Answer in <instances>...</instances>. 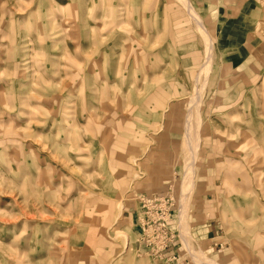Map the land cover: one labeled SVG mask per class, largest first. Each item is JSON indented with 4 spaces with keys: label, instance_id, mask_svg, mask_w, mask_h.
<instances>
[{
    "label": "rangeland",
    "instance_id": "374dc122",
    "mask_svg": "<svg viewBox=\"0 0 264 264\" xmlns=\"http://www.w3.org/2000/svg\"><path fill=\"white\" fill-rule=\"evenodd\" d=\"M190 2L0 0V264H264V0Z\"/></svg>",
    "mask_w": 264,
    "mask_h": 264
},
{
    "label": "bare ground",
    "instance_id": "6f19581e",
    "mask_svg": "<svg viewBox=\"0 0 264 264\" xmlns=\"http://www.w3.org/2000/svg\"><path fill=\"white\" fill-rule=\"evenodd\" d=\"M188 5V7H189V9L193 12V9L191 8V6L189 5V4H187ZM194 13V15L193 16H195V17H197V24H198V26H200V28L202 29V34H203V36L205 37V39H206V41H207V44H208V48H207V50H206V60H205V66L207 67L208 66V68H209V66L211 65V63H212V55L213 54H211L212 53V49H213V47H212V40H211V38H209L208 37V35H207V33H206V31H205V29H204V26H203V22L198 18V16L195 14V12H193ZM203 37V38H204ZM205 41V40H204ZM204 66V65H203ZM202 72V71H201ZM201 72H200V74H201ZM203 73V72H202ZM199 74V75H200ZM198 75V76H199ZM208 76H209V74H208ZM204 77V76H203ZM200 78H201V76H200ZM197 80V79H196ZM202 83V82H201ZM200 85V84H199ZM202 85H203V83H202ZM198 87V86H197ZM206 87V86H205ZM205 87H204V89H205ZM195 89H196V87H195ZM199 92L200 91H197L196 90V94L199 96ZM188 136H189V134H190V128H191V122H189L188 123ZM208 264V263H207Z\"/></svg>",
    "mask_w": 264,
    "mask_h": 264
},
{
    "label": "crops",
    "instance_id": "0c3cea01",
    "mask_svg": "<svg viewBox=\"0 0 264 264\" xmlns=\"http://www.w3.org/2000/svg\"><path fill=\"white\" fill-rule=\"evenodd\" d=\"M206 228H207V238L209 239V241H211V243L213 242L214 244L219 243L220 241H217V240L220 238V236L215 231L217 227H215L213 223H209V225H206Z\"/></svg>",
    "mask_w": 264,
    "mask_h": 264
},
{
    "label": "built area",
    "instance_id": "2783aa9c",
    "mask_svg": "<svg viewBox=\"0 0 264 264\" xmlns=\"http://www.w3.org/2000/svg\"><path fill=\"white\" fill-rule=\"evenodd\" d=\"M153 199V198H152ZM155 201H157L158 199H154Z\"/></svg>",
    "mask_w": 264,
    "mask_h": 264
}]
</instances>
